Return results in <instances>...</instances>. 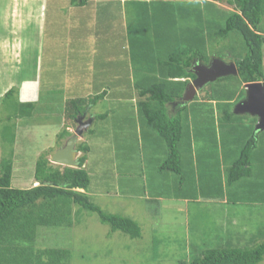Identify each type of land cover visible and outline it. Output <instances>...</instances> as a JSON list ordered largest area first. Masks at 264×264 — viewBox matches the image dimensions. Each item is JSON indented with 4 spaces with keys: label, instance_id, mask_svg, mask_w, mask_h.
<instances>
[{
    "label": "rangeland",
    "instance_id": "obj_1",
    "mask_svg": "<svg viewBox=\"0 0 264 264\" xmlns=\"http://www.w3.org/2000/svg\"><path fill=\"white\" fill-rule=\"evenodd\" d=\"M69 1L68 5L63 4L68 9L67 20L63 19L62 23H55L54 12L51 10L49 22L55 24H48L46 28L47 39L62 37V43L67 42V48H70L65 70L53 65L54 58L48 52L46 53L43 46L44 52L41 53L40 61L27 60L33 57L28 56L26 50L24 58L27 63L20 65L16 58L11 62L15 67L11 75L17 72L19 66L24 68L25 65H29L27 70L17 73L16 77L13 76L14 79L11 76H5L3 80L0 78V82H13L12 87L17 86L18 83H24L29 78L34 79L36 76H38L37 79L41 78V86L44 81L50 84L49 74L59 76L62 86H64V80L68 81L63 93H60L59 88L57 89L59 92L56 89L54 91L57 93H52L53 91L48 93L47 88L43 89L42 96L39 93V98L37 97L35 101L38 103L41 97L39 106L33 102L32 98L24 99L28 95L20 93V103L25 104L21 107L30 111L31 117L21 116L17 111L6 120L5 116L10 115L11 112L6 104L0 102V129L4 127V131L10 138L16 137V140L10 141L9 144L7 141H1L3 135L0 136V161L3 157L11 158L10 154H12L14 167L12 184L14 187L29 188L37 185L34 172L36 162L41 156H45L55 165L65 166L54 162L52 156L58 150L57 148L65 144L69 138L64 133L68 127H71V122H68L65 117L66 101L72 97L89 99L107 90L105 98L92 104L91 106L95 107H91L90 111L92 114L109 112V116L89 124L84 132L88 131L85 135L84 132L79 135L76 144L87 142L90 146L86 168L92 175L91 186L88 189L92 200L107 212L119 213L136 219L141 226L142 234L138 238H131L120 230L112 232L108 224L101 222L97 213L88 210L80 211L79 207L75 206L72 215L74 224L39 228L37 245L42 249L51 246L67 248L71 252L68 264H180L190 260L192 238L209 236L206 240L210 239L209 243L212 241V244L230 241L234 245L251 247L264 242V204L256 206L251 201L246 203L250 199L249 191L257 188V180L254 177L249 178L245 182V187L237 184L230 185L224 173V166L228 167L231 164L239 150L235 149L234 139L238 141L237 137H249L251 134L249 135L248 132L256 129L257 137H261L256 149L258 150L261 144L264 145V131L259 132L256 128L258 117L248 112L235 113L236 118L227 122L224 118V108L235 112L237 103L226 106L224 102L207 100L210 93H218V88L224 94L233 95L234 91L239 92L241 98L238 97V101L243 100L246 96V89L242 87V84L237 81L233 85L223 86L221 84L217 87V83L212 85L209 83L204 91L200 92V89L195 93L194 97L197 99L190 102L189 118H183L188 133L183 138L185 143L181 151H186L188 146L189 141L186 138L192 137L195 139L193 140L194 145L196 141H199L198 155H203L195 156L197 174H192L183 166L184 178L172 173L166 175L159 170L162 158L166 156V143L155 129L146 125L138 111L140 96L137 82L140 75L136 73L139 72L137 68L140 66L142 54L154 55L153 47L158 44V39H169L171 35L174 36V47L189 45L191 28L201 32L199 26L205 27L209 16L205 17L206 23L204 22L203 25L200 22V16L193 21L191 15L194 16L198 9L191 6V0L182 2V5L175 2L172 4L174 6L164 5L158 14H155L156 8H153L154 3L152 2L154 1L151 0H114L111 4L91 0L85 8L80 10L70 9ZM149 3L152 4L149 5ZM194 3L199 4L204 11L208 5V1L202 0L194 1ZM215 3L214 5L221 9H232L227 0ZM107 7L108 11L111 7L113 8L109 14L106 11ZM161 21L163 25L159 28L157 24ZM261 27L264 30V21ZM4 30L6 34L5 26ZM1 32L3 29L0 28V34L4 35ZM34 32V29L25 32V43L28 46L33 38H36V35H33ZM9 37L5 44L6 47L4 44L0 45L8 49L7 52L14 49L12 34L9 33ZM178 37H181V40H178L180 39ZM119 38L133 40L129 49L126 48L131 50L133 58L131 63L127 55L126 57L124 55L115 56L113 62L103 53L110 48L107 43H113ZM79 40H90L91 47H88V50L94 48L96 49L94 53L88 51L81 53V47L76 45ZM152 41L155 43L151 47L148 46V42ZM211 44L209 40L204 42L203 52L205 54H203L207 55L203 58L204 63H208L212 57H215L214 54L211 55V50L212 48L217 49L218 46ZM240 44L238 42V45ZM2 47H0V56L7 58L6 51ZM99 50L102 55L99 60H108L114 73L118 71L122 73L124 70L125 76L100 77L87 86L85 83V88L70 83L79 76L83 80L87 67L93 68L98 64L96 54ZM37 51L38 47H36ZM58 57L61 56L57 54L55 58ZM48 60L51 61L47 62ZM63 60L64 58L60 65H63ZM75 63H77L76 66ZM36 66L41 70L36 71ZM6 68L8 69L9 66L3 70H7ZM49 68L58 70L53 72ZM92 68L88 70L92 72ZM161 72L164 73L162 68ZM157 73L160 75L159 70ZM161 77L164 80V77ZM239 85L240 89H238ZM186 88L187 85L184 95ZM78 90L79 92H76ZM244 90L245 96H243ZM3 93L0 92V97ZM17 95L18 93H15L11 98L17 99ZM29 102H32L33 106H29ZM76 124L74 132L78 126L77 122ZM58 127H60V132H56ZM56 134H63V136L55 141L58 138L55 137ZM223 140H226V143ZM202 145L204 151H201ZM259 164L260 161L254 163V170L258 169ZM206 166L209 167L208 170ZM212 177L218 179L219 187L222 188L220 192L213 191V184L209 183ZM262 178L264 179V176ZM191 190L196 192L195 200L191 199ZM211 192L216 193L215 198L209 196ZM170 194L172 197L168 198ZM176 195L181 196L178 198ZM182 196H188V198ZM237 197L245 201L239 202ZM200 244L197 242L196 246L199 247Z\"/></svg>",
    "mask_w": 264,
    "mask_h": 264
},
{
    "label": "trees",
    "instance_id": "obj_2",
    "mask_svg": "<svg viewBox=\"0 0 264 264\" xmlns=\"http://www.w3.org/2000/svg\"><path fill=\"white\" fill-rule=\"evenodd\" d=\"M88 1L70 0V4L74 6L86 5ZM151 1H154L152 6L156 8L155 14H158L164 5H172L174 2L177 4L187 2V0ZM191 1V6L198 9L194 16L191 15L193 21L197 20V16H200V22L203 25L205 17L209 16L205 27L199 26L201 32L192 27L191 38L188 40L189 45L184 47H174L173 35L169 39H158V44L153 47L154 55L142 54L139 63L142 68L139 66L137 68L139 72L136 73V75H140L137 82L140 96L138 100L139 114L147 126L156 130L167 146L166 156L162 158L159 170L166 175H168L167 173L180 175V178L185 176L182 175L183 166L192 174H197L195 156L203 155H198L197 150L200 144L199 141H196L194 145L193 140L195 139L192 137L186 138L189 141L186 151L182 152L181 149L185 143L183 138L188 133L183 118H187L189 115L190 102L197 99L194 97L188 102H184L182 97L190 79L196 77L194 71L191 70L193 63L197 60L203 61V58L207 56L203 52L204 42L209 40L210 43L212 42V46L213 43L217 44V49L212 48L211 55L220 56L225 61L233 60L238 71L236 75L221 76L210 82V85L217 83V87L221 84L226 86V84L233 85L234 82L239 81L245 88L243 85L246 83L264 81V30L261 27L264 21V0H227L232 9H221L214 5L215 2L221 0H202L208 1L205 11L199 4L194 3V1L199 0ZM162 25V21L157 24L159 28ZM178 38L181 40V37ZM131 41L133 42V40ZM238 42L241 44L238 45ZM154 43L153 41L148 42V46L151 47ZM161 68L164 73L161 72ZM158 70L160 75L157 73ZM49 75L51 83L44 81V90L47 88L48 93L49 91L57 93L60 89V93H63L61 78L57 75ZM161 76L164 77V80L161 79ZM223 79L224 81H222ZM206 85L208 86L209 83ZM205 86L200 92L204 91ZM55 89H58L57 92H54ZM238 89H240V85ZM217 92L220 94L210 93L207 100L209 102L216 100L221 103L224 102L227 106L229 104L235 105L238 102V97L241 98L239 92L236 91L233 95L224 94L218 88ZM15 93H18L17 99H12L11 97ZM235 93L237 94L235 95ZM106 94L107 90H104L89 99L82 97L68 99L65 105L67 121L71 122V126L77 125L76 117L84 113L92 104L94 105L97 101L105 98ZM243 96H245V90ZM20 101L21 95L18 86L10 87L0 97L1 104H6L11 112L10 115L5 116L6 120L11 118L13 112L17 111L20 112L21 116H30V111L23 109L21 105L24 106L25 104H21ZM28 105L33 106V103L29 102ZM7 108L5 107L6 110ZM224 109V118L227 119V122L236 118L235 112L226 107ZM109 114V112L100 114L98 119H105ZM231 130L234 131L233 128ZM6 133L3 130L4 137L1 141H7L10 144V141L16 140V137L10 138ZM64 133L69 134V131L66 129ZM248 133L251 134L249 137H237L238 141L234 139V143L239 145L237 148V145L234 144L235 149L239 150H236L237 153L235 151L237 156L232 157L231 164L228 167L224 166V173L228 184L244 187L246 180L254 177L257 180V188L249 191L250 199L248 201L260 206L264 204V179L262 178L264 176V149H260L264 145L261 144L260 148L256 150L261 137H257L256 129ZM223 141L226 143V140ZM202 147L201 151H204V146L202 145ZM76 149L78 152H82L78 158L77 167L55 165L45 156H41L36 162L34 172V178L38 184L29 188L13 186L12 154H10L11 158L3 157L1 159L0 264H68L71 259V252L67 248L51 246L42 249L37 245V236L41 227L72 226L74 224L72 215L75 206H78L80 211L88 210L97 213L101 222L108 224L112 232L120 230L131 238L141 236L142 229L136 219L119 213L107 212L92 200L88 193L92 175L86 168L90 146L87 142L78 143ZM256 161H260V164L258 169L254 170ZM208 168L206 166V170ZM213 193L211 192L209 195L211 198H215L216 193ZM195 194L196 192L191 190L192 200L196 199L194 198ZM179 196L181 195H176L178 198ZM169 197L172 195L170 194ZM182 197L188 198V196ZM76 212L77 214L80 213L79 210ZM77 220L79 219L77 218ZM207 237L209 236L198 239L192 238L190 260L180 264H261L264 262V242L252 247L234 245L228 241L212 244V241L209 243L210 239L206 240ZM197 242L201 243L199 247L196 246Z\"/></svg>",
    "mask_w": 264,
    "mask_h": 264
},
{
    "label": "crops",
    "instance_id": "obj_3",
    "mask_svg": "<svg viewBox=\"0 0 264 264\" xmlns=\"http://www.w3.org/2000/svg\"><path fill=\"white\" fill-rule=\"evenodd\" d=\"M90 1L91 0H89L86 5L74 6L71 4L70 9L74 10L75 8H77L80 10L82 8H85L90 3ZM98 1L107 2V3L110 2L109 4H111V2H112V0H98ZM64 3H66V5H68V0H0V28L3 29V32H1V33L4 34V35L0 34V45L1 44H4V45L7 44V42H8L7 40L10 38L9 33L12 34V39L14 40L12 43V46L14 49L13 50L10 49L9 52H7L8 49H5L4 47L0 46V47H2L3 50L5 49L6 54H7V58H5V56H2V57L0 56V58H1L0 59V78H1V80H3L4 79L3 77H5V76H7V77L11 76V78L14 79L13 76L16 77L17 73L22 72L24 70H27L29 65H25L24 68H21L19 66L17 72L16 73L14 72L13 76L11 75L12 72L15 70V67L12 65L11 62L15 61L16 58H17V61L20 65H24L23 63H27V61L24 58V53L26 50H27V55L33 57V58H27V60L30 61V59H31V60L40 61L41 53L44 52L43 46L46 49V53L48 52L54 58L53 62H52L53 65L58 67V68H63L65 70L66 62H67V56H68V53H70V51H69L70 48H67L68 47L67 42L62 43V37H60V38L56 37L55 39H47L46 38V28H47L48 24L62 23L63 19L67 20L66 12L68 11V9H67L66 5H63ZM112 9L113 8L111 7L108 11V7H107L106 8V11H108L107 14H109V12H112L111 11ZM51 10L54 12L53 18H54L55 23L49 22V16L51 14L49 12ZM4 26L6 28V34H5ZM30 29L35 30L33 35L35 34L36 38H33L31 44L28 46L27 43H25V35H26L25 32L30 30ZM64 32L66 35V30ZM23 35H24V37H23ZM65 40H66V38H65ZM86 43H90V40H87V41L79 40V43H77L76 45L81 47V53H83L84 51L94 53V50H96V49L91 48V50H88V47H91L90 46L91 43L90 44H86ZM107 44L110 46V48L108 50L103 51V53L106 56H108V58H110L111 61H113V62L115 61V58H116L115 56L124 55L126 57V55H127L129 63H131V60L133 59L132 53H131V50L130 51L127 50V49H129V47L131 45L130 38H119V40H115V42H113V43L110 42ZM5 47H6V45H5ZM36 47H38L37 52H36ZM100 49H101V47H100ZM81 53H79V54H81ZM57 54L61 57L55 58V56ZM96 55L98 56V60H97L98 64L94 65L93 68L90 66L87 67L86 73L83 74L84 75L83 80H81V76H79L78 78L74 79L73 82L70 81V83L78 84L79 87L85 88L89 83L94 82V79H97L100 77L114 78V77L125 76L124 70L122 71V73H121V71L114 73L113 67L111 66V64L108 63V60H106V59L99 60V58L102 56V55H100V50L97 52ZM112 56H114L113 60H112ZM62 58H64V60H63L64 62H63V65H60ZM51 60H48L47 62H50ZM9 61H10V63H9ZM76 65H77V63H75V66ZM6 66L7 67L9 66L10 69L6 68L7 70H3ZM11 66H13L14 68ZM91 68H92V72H90V70H88ZM140 68H142V66H140ZM40 70L41 69H39V67L36 66V71H40ZM50 70L53 72H57L58 69H55V70L50 69ZM61 70H60V73L62 72ZM85 70H86V68H85ZM129 70H130V66H129ZM126 76H130V75H126ZM37 77L38 76H36L34 79L29 78L27 81H25L22 84L18 83L17 86L19 85L20 93H22L24 95H28V97H24V99L25 98L26 99L32 98L34 100L33 102L39 106V105H41V97H40L38 103H36L35 101H37L36 98L37 97L39 98L40 94L42 96L44 84H42L43 86H41V78L37 79ZM65 78H67V77H65ZM67 82H66V80H64V86H63L64 89H65V86L67 85ZM85 83H86V86H85ZM39 84H40V87H39ZM11 85H14V83L13 82H4V81L0 82V92H6L10 87H12ZM40 88H42V89H40ZM64 89H63V91H64ZM76 92H79V90ZM91 107H95V106H90L86 109L85 119H87L89 117V119H92L91 123L93 124V122L95 120L97 121L98 115L104 114L106 112L92 114L90 111ZM87 114H89V116H87ZM28 117H31V113H30V116H28ZM74 128H75V126H71V127L67 128L69 131V134H67L66 137H71L74 134ZM3 130H4V127L2 129H0V136L3 135ZM87 131L84 132V135ZM56 132H60V127L57 128ZM60 136H61L60 134H56L55 137H58V138H56L55 141H57V139L59 140ZM2 137H4V136H2ZM77 144H76V146H77ZM63 145L64 144H61L57 149H59ZM195 153H197V152H195ZM80 155L81 154H79V152H78V158ZM86 163H88V160L86 161ZM207 175H211V174L207 173ZM210 179H211V181H209V183L213 184V187H214L213 191H221L222 188L219 187L218 179L213 178V177ZM169 198H171V197H169ZM237 201L244 202L245 200L237 197ZM223 202H225V200ZM247 202H249V201L247 200ZM228 203H229V201H228ZM228 242L231 243L230 241H228Z\"/></svg>",
    "mask_w": 264,
    "mask_h": 264
},
{
    "label": "water",
    "instance_id": "obj_4",
    "mask_svg": "<svg viewBox=\"0 0 264 264\" xmlns=\"http://www.w3.org/2000/svg\"><path fill=\"white\" fill-rule=\"evenodd\" d=\"M196 64V65H195ZM192 71L196 77L187 84V91L182 97L184 102L191 100L197 90L202 89L206 84L213 82L221 76L236 75L237 66L233 60L225 61L220 57H212L209 63H193ZM246 96L239 101L234 109L235 113L248 112L258 117L256 128L264 130V82H250L245 84ZM85 112L76 117L78 126L74 134L69 137L66 143L60 147L52 156V160L65 166L77 167L78 152L76 142L79 135H82L87 126L92 122L91 119L85 120Z\"/></svg>",
    "mask_w": 264,
    "mask_h": 264
},
{
    "label": "flooded vegetation",
    "instance_id": "obj_5",
    "mask_svg": "<svg viewBox=\"0 0 264 264\" xmlns=\"http://www.w3.org/2000/svg\"><path fill=\"white\" fill-rule=\"evenodd\" d=\"M210 60H211V59H210ZM197 62H200V63H201V62H203V61H198V60L195 61V63H197ZM208 63H209V62H208ZM206 64H207V63H206ZM195 65H196V64H195ZM240 101H241V100H240ZM238 102H239V101H238ZM238 102H237V103H238ZM236 105H237V104H236ZM236 105H235V107H236ZM235 109H236V108H235ZM256 124H257V123H256Z\"/></svg>",
    "mask_w": 264,
    "mask_h": 264
},
{
    "label": "clouds",
    "instance_id": "obj_6",
    "mask_svg": "<svg viewBox=\"0 0 264 264\" xmlns=\"http://www.w3.org/2000/svg\"><path fill=\"white\" fill-rule=\"evenodd\" d=\"M244 86H245V84H244ZM246 88V87H245Z\"/></svg>",
    "mask_w": 264,
    "mask_h": 264
}]
</instances>
